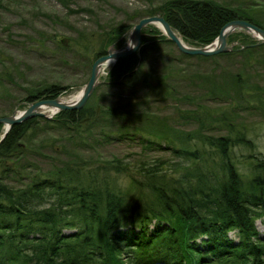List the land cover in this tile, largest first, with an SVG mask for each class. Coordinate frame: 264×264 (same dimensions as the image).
Segmentation results:
<instances>
[{
  "label": "trees",
  "instance_id": "obj_1",
  "mask_svg": "<svg viewBox=\"0 0 264 264\" xmlns=\"http://www.w3.org/2000/svg\"><path fill=\"white\" fill-rule=\"evenodd\" d=\"M256 11L251 4L232 7L215 0H167L140 18L163 16L188 44L205 47L234 20H246L264 29V21L256 16ZM129 27L122 23L101 33L104 39L96 57L122 39ZM154 31L158 36L145 34L140 51L121 59L111 69L100 87L105 89L101 105L91 103L81 110L64 111L55 119L34 118L25 125H15L0 145V264H146V259L154 264H224L227 260L257 264V256L264 255V240H259L260 234L254 228L256 220L264 217V152L258 149L256 140L231 126L236 124L233 117L230 121L227 116L226 121L218 120L219 130L230 126L228 135L206 134L210 129L205 122L213 110L205 103H193L195 98L187 96L173 125L176 127L178 121L183 128L198 125L197 134H169L170 130L165 132L166 128L160 125L145 132L140 123L131 130L127 125V119L142 117L139 105L143 102L135 94L137 84L140 89H147L142 101L164 98L162 104L175 102V90L167 88L172 70L157 73L146 69L149 62L160 59L162 43L172 45L162 33ZM242 40V46L249 45L245 38ZM258 44L251 42L257 48L247 52L256 55L245 60L248 69L244 72L257 70L264 80V45ZM156 51L158 54L154 55ZM243 79L241 75L223 73L218 77L213 71L208 82H215V87H238L243 83L239 94L244 95L248 93L244 87L248 80ZM261 84L257 83L253 90L259 92ZM54 86L46 91L45 98L54 99L63 90ZM233 88L238 95V89ZM119 90L120 96L115 93ZM123 90L131 92L127 103H122V97L130 94L124 96ZM205 93V101L214 96L209 89ZM40 98L38 93L28 100ZM111 98L118 103L113 104ZM39 121L51 133L61 132L59 141L72 148L69 161L57 174L35 173L29 169L37 168L35 164L22 168L13 161H20L21 157L14 154L19 143L34 140L31 132ZM96 128H100L101 140L95 138ZM92 137L96 141L93 144ZM119 139H138L142 146L140 156L132 155L131 160L81 155L86 149L91 155L96 151L94 147ZM66 149L62 146V150ZM123 178L128 179V184L122 182ZM123 227L131 230L130 234L120 231ZM90 232L102 240L99 253L91 248L94 241ZM117 232L130 244L114 242ZM230 232L242 242L236 246L228 242ZM135 244L141 247L136 248Z\"/></svg>",
  "mask_w": 264,
  "mask_h": 264
},
{
  "label": "rangeland",
  "instance_id": "obj_2",
  "mask_svg": "<svg viewBox=\"0 0 264 264\" xmlns=\"http://www.w3.org/2000/svg\"><path fill=\"white\" fill-rule=\"evenodd\" d=\"M166 1L0 0V119L5 116H12L15 112L17 114L24 112L31 103L28 98L32 94L39 93L40 99L49 100L45 98V93L47 90H51V86L54 85V87L63 88V90L56 94L57 96L54 99L71 98L79 94L90 79L93 64L99 58L106 55L105 53L102 56L96 57L104 39L101 33L110 31L112 27L122 23L129 24L131 27L122 36V39L113 43L114 45L111 44L107 50L111 48L115 50L124 48L127 46L133 27L142 19L140 18L142 13L158 8ZM215 1L231 5L232 7L251 4L257 10L256 16H259L264 21V0ZM154 30L162 33L163 38L165 37L162 30L154 25L145 28L144 33L146 35L151 33L153 36H158V33ZM88 35L91 39H88ZM244 38L246 41H249V45H245V47L244 45L242 46L244 42L242 39ZM251 42L260 46L258 43L262 41H259L253 34L237 31L228 38L229 46L232 43H237L234 51L226 53V56H221L223 54H220L218 56L206 57L208 60H200L196 57L184 58L180 56V52L176 47L162 43L163 46L159 47L160 59L149 62L147 68L146 65L141 66V72L144 73L145 68L157 73L163 69L170 68L172 70V77L168 81L167 88L175 90L173 92L175 102L162 104L164 98L157 99V101L154 98L142 101L141 97H144L143 95L146 94L147 89H144L143 86L140 89V84L135 85V94H138L140 101L143 102L142 106L139 105L142 117L140 120L127 119V125H129L130 130L133 126L140 123L141 128L145 132L149 129L153 130L154 127L160 125L166 128L163 129L165 132L166 130H170L169 134L173 132L175 134L184 133V135L193 132L197 134L196 131L198 130L196 129L198 125L183 128L179 121L176 127L173 125L178 120L175 118L177 110L180 108L183 110L185 98L188 96L195 98L193 103L197 102V105L205 103L207 107L213 110L211 117L205 122L206 127L210 129L206 134L213 136L219 134L228 135L231 132L230 126L226 125L219 130L218 120L221 119L222 122L226 121L225 118L227 116L226 119L230 121L233 117L236 124L230 122L228 124H232L233 128L235 126L237 132L241 130L249 135L250 138L256 140L260 145L258 149L264 152V80L258 75L257 70L252 71L250 68V71L244 72L248 69L246 68L247 61L251 60V56L256 55L247 52L252 48H257L255 45L251 46ZM261 45H264V43ZM87 46L90 51H87ZM155 53L157 51L154 52V55ZM229 57H232V59H229ZM118 62L103 68V74L100 78L102 83L95 91L94 95L96 96L94 97L93 95L87 103L88 105H91V103L93 106L101 105L99 101L105 89H100V87H102L107 75L110 74L111 69ZM213 71L218 73V77H221L222 73L223 76L232 75L236 77L241 75L244 77V81L248 80V85L244 86L248 93L244 95L239 94V89L243 87V83L238 87L234 84H231L230 87L224 85L215 87V82L214 85L208 82ZM253 72H256V74H253ZM148 73L150 74L151 71H148ZM149 74L148 76H150ZM261 75L264 76V74ZM203 82H205V86H202ZM260 82L263 85L261 90L259 92L253 90L252 87ZM233 87L238 89V95H235ZM208 89L210 95L213 92L214 96L212 95L213 97L211 96L210 100L205 101L203 98L206 95L205 91L208 92ZM119 92L120 90L115 93L119 94ZM122 92H124V96L130 94L126 98L121 96L124 99L122 103H127L131 97V92L128 90H123ZM227 96L231 97V99H227ZM109 100H112L113 104L118 103L114 98ZM143 105H145V108ZM162 108L165 109L161 113H155L156 115H154V112ZM62 112L64 111L60 113ZM43 113L49 115L46 111ZM60 113L53 115L50 120L52 118L55 119ZM38 118L40 120L43 119L42 117ZM22 124H27V121ZM29 125L32 126L31 122ZM44 125V122L39 121V125L31 132L32 137H34L33 141L26 143L25 140H22L19 143L14 154L21 158L20 161L16 159H13V161H18L17 166L22 168L35 164L38 169L36 167L33 169L29 167L35 173L43 171L57 174L62 169L63 164L69 161L67 156L68 152H72V148L68 143H61V132H59L60 134H57L58 132L51 133ZM13 127L8 129L6 125L0 124V142L6 131L11 132ZM207 128L204 127V129ZM109 129L111 130L113 127L111 126ZM152 132L158 133V131ZM98 134H100V128L94 130V135L95 138L101 140ZM6 137L2 142H4ZM119 140L110 145L94 147L96 151H92L91 155L90 151H88L89 149H86L81 155L83 157H102L104 159L125 157V159L131 160L132 155L137 154L140 156L139 153H141L142 146L139 145L138 139L134 141H129L128 139ZM91 142L93 144L96 141L93 138ZM62 146H66L67 149L62 150ZM238 153L240 154V152ZM159 156L165 155L160 154ZM122 182L128 184L129 181L127 178H123ZM11 184L15 185V182ZM66 232L71 233V231ZM230 236L235 237V233L230 232ZM258 237L261 238L260 235ZM233 245L236 246L238 244L233 243Z\"/></svg>",
  "mask_w": 264,
  "mask_h": 264
},
{
  "label": "water",
  "instance_id": "obj_3",
  "mask_svg": "<svg viewBox=\"0 0 264 264\" xmlns=\"http://www.w3.org/2000/svg\"><path fill=\"white\" fill-rule=\"evenodd\" d=\"M150 25L158 26L166 38L175 44L177 49L182 54L192 57H212L234 51V47L237 45V43H232L229 46L228 38L237 31H245L247 33L253 34L258 38V40L264 43V29L245 20H234L221 29L218 37L214 42L211 43V45L203 48L193 47L188 45L180 35L175 33L171 25L164 17H147L135 25L131 32L127 46L118 50H115L114 48L109 49L106 55L99 58L93 64L90 79L80 92V97L78 100L71 103L66 102L67 100H65V98L37 101L30 104L28 109L22 113L17 114V112H15V114L12 116L1 118L0 124L6 125L9 129L12 126L22 124L32 118L43 117L50 119L53 115L56 113L58 114L61 111H76L83 109L101 84L100 78L103 74V68L139 52L142 47V39L144 36L143 30ZM63 43L66 44L65 41H63ZM43 108H48L52 111L55 110L56 112L55 114L49 116L48 114H44L42 112ZM8 133L9 131L7 130L1 142L6 137V135H8Z\"/></svg>",
  "mask_w": 264,
  "mask_h": 264
},
{
  "label": "bare ground",
  "instance_id": "obj_4",
  "mask_svg": "<svg viewBox=\"0 0 264 264\" xmlns=\"http://www.w3.org/2000/svg\"><path fill=\"white\" fill-rule=\"evenodd\" d=\"M230 23V22H229ZM228 24V23H227ZM226 24V25H227ZM155 26V25H154ZM173 29V28H172ZM174 30V29H173ZM175 31V33H177L178 35H180V33L179 32H177L176 30H174ZM181 36V35H180ZM182 37V36H181ZM183 39H184V37H182ZM80 97V93L79 94H77V95H75V96H73V97H71V98H65V100H67L66 102H68V103H71V102H73V101H76V100H78V98ZM44 111H46L47 113H49V115H53V114H55V110H51V109H46V108H43V111L42 112H44ZM22 113V112H21ZM254 228L255 229H257L258 230V233L260 234V237L261 238H259V240H264V217L263 218H261V219H258V220H256V222H255V226H254ZM120 231H127V235L128 234H130V232H131V230H128L127 228H125V227H123V228H121L120 229ZM255 231V230H254ZM71 233H74V232H71ZM150 234V232H148V235ZM90 235L92 236V241H94V244L91 246V248L93 249V248H96V251L99 253V249H100V245H101V243H102V240L100 239V238H98L97 237V235L95 234V233H93V232H90ZM114 236H116V238H115V240H113L114 242H119V241H121L122 242V244H127V245H129L130 243L128 242V240L126 239V238H123L118 232L117 233H115V235ZM229 236V237H228ZM228 236H227V240H228V242H230V241H232V242H234V243H237V244H240L241 242H240V237L239 236H237V234H235V237H232V236H230V233L228 234ZM133 244V243H132ZM134 246H136V244L134 245ZM141 246L140 245H138L137 244V246H136V248H140ZM101 257V256H100ZM135 257V256H134ZM141 257V256H140ZM143 257V256H142ZM257 257H259L258 258V260H257V258H256V262H257V264H264V255H261V257H260V254L257 256ZM143 258H145V257H143ZM139 259V258H138ZM255 259V258H254ZM140 260V259H139ZM141 262V261H140ZM144 262H146V264L147 263H149V260L148 259H146V261H144ZM153 263H149V264H154V261H152ZM245 263V262H244ZM247 263V262H246ZM224 264H239L237 261H232V260H227ZM247 264H251V261L249 260L248 261V263Z\"/></svg>",
  "mask_w": 264,
  "mask_h": 264
}]
</instances>
